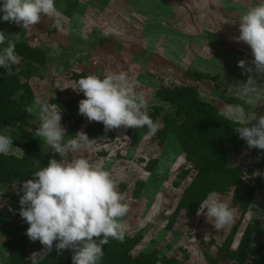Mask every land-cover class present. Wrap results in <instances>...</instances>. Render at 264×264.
I'll list each match as a JSON object with an SVG mask.
<instances>
[{"label":"rangeland","instance_id":"rangeland-1","mask_svg":"<svg viewBox=\"0 0 264 264\" xmlns=\"http://www.w3.org/2000/svg\"><path fill=\"white\" fill-rule=\"evenodd\" d=\"M257 2L55 0L60 17L42 16L37 25L26 29L0 22L6 38L18 35L13 38L16 49L27 45L35 52L31 56L16 52L19 63L15 66L31 73L22 80L29 84L34 99L28 107L32 118L0 129V134L13 139L8 155L22 158L23 145L36 139L42 153L59 160L58 154L33 135L40 124L41 108L56 105L66 137L70 122L58 103L85 98L77 81L89 74L128 72L137 81L136 91L145 96L149 110L158 106L174 114V107L161 101L157 93L164 88L194 87L199 99L218 111L224 103H241L264 115V94L226 96L229 85L248 78L238 62L246 60L251 66L254 57L250 46L236 40L238 18ZM253 75L264 84V76ZM156 123L162 130L163 119ZM88 126L85 118L79 131L86 133ZM128 132L123 126L104 128L102 134L89 138L95 141L91 150L82 149L74 155L86 156L94 165L109 170L117 190L125 195L129 205L124 218L126 235L141 239L133 256L157 250L160 256L174 258L179 264H209L208 257L217 259L218 264H253V252L264 253V152L248 148L232 159L251 195L245 198L248 206L242 207L235 202L233 191L219 194L234 211V222L216 230L206 215H188L182 208L197 171L174 147V139L162 146L157 133L147 137L138 132L132 137ZM18 186H0V264H15L13 251L21 250L30 258L26 248L20 247L24 220L10 213ZM246 233L251 235L245 262L231 260L225 252L228 238L232 237L230 250L236 252Z\"/></svg>","mask_w":264,"mask_h":264},{"label":"clouds","instance_id":"clouds-1","mask_svg":"<svg viewBox=\"0 0 264 264\" xmlns=\"http://www.w3.org/2000/svg\"><path fill=\"white\" fill-rule=\"evenodd\" d=\"M62 15L55 0H0V22L15 23L22 28L37 25L42 16ZM237 42L251 48L254 59L238 62L248 74L243 83L229 85L226 96L250 98L264 94V84L258 83L253 72L264 76V0L239 15ZM15 36L0 30V69L13 74L19 63ZM85 99L78 104V114L89 122H102L106 130L147 128V137L154 136L159 125L149 115V105L143 94L136 91L137 81L126 71L89 74L77 81ZM22 92L17 93L22 95ZM16 99V96L13 97ZM30 111V109H29ZM220 114L239 126L234 131L248 148L264 150V115L241 103H224ZM40 124L33 135L46 143L60 159L50 158L46 166L36 163L32 179L23 181L16 190L19 196V216L27 223L25 235L43 246L32 252L29 264H44L48 253L72 252V264H101L104 247L110 240L123 241L127 232L124 218L129 212L125 195L109 170L94 165L86 156L74 155L82 149L91 150L94 140L79 131L65 139L62 116L56 105H45L40 111ZM13 149V139L0 134V155ZM19 150V149H18ZM21 151V150H19ZM12 211V209H10ZM197 214H204L216 230L234 222V211L219 193L210 191L200 203Z\"/></svg>","mask_w":264,"mask_h":264},{"label":"trees","instance_id":"trees-1","mask_svg":"<svg viewBox=\"0 0 264 264\" xmlns=\"http://www.w3.org/2000/svg\"><path fill=\"white\" fill-rule=\"evenodd\" d=\"M16 52L21 56H31L34 52L27 45H22ZM37 53V52H36ZM35 62H41L32 57ZM31 76L29 71H21L15 65L13 74L9 75L6 69H0V129L3 127H15L22 120L32 118L28 107L33 102L34 94L29 84L24 83L22 78ZM22 92V95L17 93ZM161 101L169 103L174 107V114L165 113L162 107H153L149 115L156 122L158 118L163 119V129L155 135L162 146L166 140L174 139L175 148L186 156L189 163L197 171V175L186 190L182 199V208L188 215L197 213L200 203L206 198L210 191L219 194L234 192V199L237 204H245L246 195L250 197L243 182L241 170L232 165V159L248 149L246 142L239 138L234 131L238 124L226 120L220 112L211 104L202 102L199 99L198 91L194 87H177L173 89L164 88L158 93ZM16 96V99L13 97ZM82 99V98H81ZM81 99L69 102H59V108L69 120V128L65 139L71 138L80 130V126L86 117L78 114V104ZM85 99V98H83ZM102 122H89L86 134L93 137L102 134L104 131ZM145 135L147 128L129 129V135L135 137L139 133ZM24 156L22 158L13 155H0V186L20 187L23 181L32 179V173L37 170L36 163L46 166L51 158L42 153L38 147V141L31 139L26 141L22 147ZM259 152L264 150L256 149ZM17 188V189H18ZM16 189V190H17ZM19 196L14 194L12 211L18 214ZM28 228L24 222L21 229L24 233L20 241V247L26 248L30 256L32 252L43 249L39 241H31L26 235ZM246 233L241 241L238 250H230L232 245L229 237L225 247L227 256L236 262L244 263L245 254L249 246V236ZM139 237L125 235L123 241L110 240L104 247V257L101 264H179L176 259L167 256H160L159 251L141 252L137 256L132 255L133 249L140 242ZM22 251H13L12 260L15 264H29V258L23 255ZM72 252L65 250L57 254L55 248L48 253L44 264H72ZM253 264H264V253L253 252ZM209 264H218L217 259L208 257Z\"/></svg>","mask_w":264,"mask_h":264}]
</instances>
